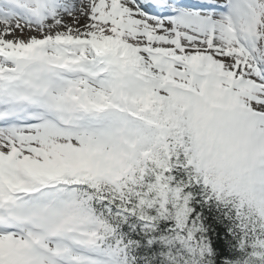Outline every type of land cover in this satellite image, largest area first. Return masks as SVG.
I'll return each instance as SVG.
<instances>
[{"label":"snow or ice","instance_id":"1","mask_svg":"<svg viewBox=\"0 0 264 264\" xmlns=\"http://www.w3.org/2000/svg\"><path fill=\"white\" fill-rule=\"evenodd\" d=\"M0 264H264V0H0Z\"/></svg>","mask_w":264,"mask_h":264}]
</instances>
